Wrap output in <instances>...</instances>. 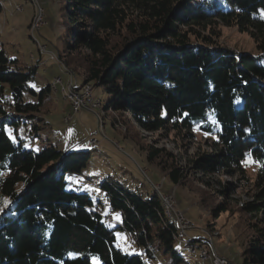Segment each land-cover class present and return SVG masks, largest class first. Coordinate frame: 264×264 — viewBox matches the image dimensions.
Instances as JSON below:
<instances>
[{"label": "trees", "instance_id": "1", "mask_svg": "<svg viewBox=\"0 0 264 264\" xmlns=\"http://www.w3.org/2000/svg\"><path fill=\"white\" fill-rule=\"evenodd\" d=\"M62 8V47L52 54L65 71L109 93L102 110L137 128L138 138H128L172 184L197 182L213 217L245 216L242 263L264 264V0H62ZM220 26L247 33L259 52L220 44ZM36 72L37 63L0 47V264H92L91 256L98 264H153L156 250L183 262L174 245L181 233L156 189L100 183L121 214L118 227L144 247L127 254L88 195L67 188L66 175L80 173L90 153L30 148L48 127L40 113L50 83L36 96L29 85ZM140 131L187 144L198 133L207 148L189 154L184 144L181 156L142 142ZM246 161L256 165L250 184ZM241 184L250 186L248 198L232 204ZM196 241L208 242L186 243Z\"/></svg>", "mask_w": 264, "mask_h": 264}, {"label": "rangeland", "instance_id": "2", "mask_svg": "<svg viewBox=\"0 0 264 264\" xmlns=\"http://www.w3.org/2000/svg\"><path fill=\"white\" fill-rule=\"evenodd\" d=\"M37 7L42 9L43 23L38 30L32 31L31 23L37 15ZM63 11L62 0H0V47L9 58H18L27 64L37 63V72L29 80V85L35 90L36 96L49 81L50 90L53 91L52 97L45 98L40 113L47 121L48 127L41 133L40 138L29 142L30 148L39 149L41 146L53 144L63 151L90 153L88 162L80 173L66 175L67 188L88 195L92 204L100 210L106 224L114 229L116 245L124 253L141 254L144 247L134 241L129 231L118 227L122 221L121 214L110 207L105 192L100 188V183L105 178H110L139 193L149 192L155 189V186L160 196L172 198L173 206L177 207L190 225L175 239V248L184 260L176 264H211V260L202 259L198 251V247L207 243L202 245L198 241L186 243L188 239L197 240L199 237L212 243L210 247L214 244L216 251L219 252L213 250L214 253L221 254L234 264H243L240 242L248 237L249 231L247 233V229L240 221L245 220V216L233 212L213 217L208 209L211 197L197 190L200 186L197 182L188 179L185 186L174 185L154 165L147 163L144 153L128 138V135L138 138L137 128L130 123L125 124V120L123 121L119 114L102 110L101 106L110 99V95L101 86H91L93 102H100L99 107L89 108L90 102H87L86 107L71 114L70 103L64 98L62 88L66 86L71 75L75 76L70 71L65 73L60 62L53 57V54L62 47L61 39L67 22ZM219 33L220 44L237 52L251 54L259 52L252 38L247 33L238 31L236 27L220 26ZM41 45L46 46V52L40 50ZM78 69L82 71L81 68ZM55 77H60L61 83L53 88L51 84ZM76 87L79 90L83 87L80 76L76 78ZM68 114H71V118L66 122ZM139 135L144 136L142 141L144 143L163 145L174 153L184 155V144L187 143L179 138L172 141L171 136L163 139L157 133L141 131ZM204 139L201 134H195L193 141L186 146L189 149L188 153L191 154L197 146L207 148ZM91 140H94L96 145L90 144ZM244 168V178H248L250 184L255 177L256 165L246 161ZM216 178L222 182L231 180L235 183V176L228 178L217 175ZM212 186L217 188L219 185L212 182ZM249 187L248 185L238 187L232 194L231 203L237 204L247 200ZM201 197L204 198L202 204ZM192 246L195 247V252L191 251ZM172 258L171 253L156 250L153 264H173ZM91 259L92 264H98L96 256H91Z\"/></svg>", "mask_w": 264, "mask_h": 264}, {"label": "built area", "instance_id": "3", "mask_svg": "<svg viewBox=\"0 0 264 264\" xmlns=\"http://www.w3.org/2000/svg\"><path fill=\"white\" fill-rule=\"evenodd\" d=\"M37 12H38V19L37 22L34 23L36 30L41 26L43 23V12L40 7H37ZM44 52H46V46L44 45ZM54 86L58 84V78L55 77L53 79ZM74 85H75V80L73 79L72 75L69 77V89L68 93L70 94V100L72 101L73 104V111L72 113L77 112L80 108L86 107V102H93L92 99V89H86L84 92H74ZM71 114H68L66 117V122H68L71 118ZM96 142L94 140L90 141V144H95ZM156 190H158L157 187L154 186ZM162 195V194H161ZM165 196V195H162ZM168 199L169 207L171 208V211L173 213V216L176 217V223L178 226L179 231L183 232L186 228H189L190 225L188 221L184 218V216L179 212L177 207L173 206V201L170 196H165ZM195 249V247L193 248ZM198 251L203 254V257L205 259H210L211 264H234L230 260H225V257L214 253L213 252V247H198ZM211 251V252H210Z\"/></svg>", "mask_w": 264, "mask_h": 264}, {"label": "bare ground", "instance_id": "4", "mask_svg": "<svg viewBox=\"0 0 264 264\" xmlns=\"http://www.w3.org/2000/svg\"><path fill=\"white\" fill-rule=\"evenodd\" d=\"M37 19H38V12H37V15L35 16V18H34V20L32 21V23H31V29H32V31H34V30H36V28H35V25H34V23H36L37 22ZM40 50L41 51H44V46H40ZM53 57H55L54 55H53ZM73 77V76H72ZM58 78V83H61V78L60 77H57ZM73 79L75 80V85H74V92H84L86 89H91V86L89 85V84H83V87H82V89L81 90H79L77 87H76V78L75 77H73ZM52 85V87L54 88L55 86H54V82L51 84ZM65 86V85H64ZM67 89H69V81L67 82V84H66V86L64 87V88H62V91L64 92V98L70 103V108H71V111H73V104H72V101L70 100V94L68 93V90ZM86 105H88L87 104V102H86ZM99 105V102H90V105H88L89 106V108H95V107H97ZM65 121H66V118H65ZM94 145V144H93ZM96 145V144H95ZM160 198H161V200H162V203H163V205H164V208H165V214H166V216L170 219V220H172V221H174L175 223H176V217L175 216H173V213H172V211H171V208L169 207V203H168V199L164 196V197H162V196H160ZM110 220V219H109ZM177 224V223H176ZM210 244H212V243H210L209 241L207 242V245H205V246H200V247H210ZM194 247H192V249H191V251L192 252H195V249H193ZM199 255L201 256V258L202 259H205L204 257H203V254L201 253V252H199ZM225 260H228L227 258H225Z\"/></svg>", "mask_w": 264, "mask_h": 264}, {"label": "crops", "instance_id": "5", "mask_svg": "<svg viewBox=\"0 0 264 264\" xmlns=\"http://www.w3.org/2000/svg\"><path fill=\"white\" fill-rule=\"evenodd\" d=\"M64 69V68H63ZM64 71H65V69H64ZM65 73H67L66 71H65ZM50 83V81L48 82V84ZM57 90V89H56ZM52 93H53V91H51L50 90V92H49V94H48V96L49 97H52ZM191 238V237H190ZM213 250H215L216 251V249H215V247H214V244H213ZM217 252V251H216ZM217 253H219V252H217ZM221 255V254H220ZM223 255V254H222Z\"/></svg>", "mask_w": 264, "mask_h": 264}, {"label": "snow or ice", "instance_id": "6", "mask_svg": "<svg viewBox=\"0 0 264 264\" xmlns=\"http://www.w3.org/2000/svg\"><path fill=\"white\" fill-rule=\"evenodd\" d=\"M8 202L7 201H5V204H7ZM0 211H2V210H0Z\"/></svg>", "mask_w": 264, "mask_h": 264}]
</instances>
